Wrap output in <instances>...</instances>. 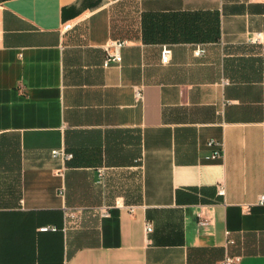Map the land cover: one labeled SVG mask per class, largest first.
I'll use <instances>...</instances> for the list:
<instances>
[{"label":"crops","instance_id":"obj_1","mask_svg":"<svg viewBox=\"0 0 264 264\" xmlns=\"http://www.w3.org/2000/svg\"><path fill=\"white\" fill-rule=\"evenodd\" d=\"M261 195L264 0L0 2V264H264Z\"/></svg>","mask_w":264,"mask_h":264},{"label":"built area","instance_id":"obj_2","mask_svg":"<svg viewBox=\"0 0 264 264\" xmlns=\"http://www.w3.org/2000/svg\"><path fill=\"white\" fill-rule=\"evenodd\" d=\"M72 27V24L68 23L64 26L65 30H68ZM126 45V41H110L108 44H106V51H107V59L104 63V66L106 68L112 66L113 64H119L122 61V56H121V48ZM195 55L198 57L203 56L206 53V50L204 48L198 47L195 50ZM172 55V50L168 48L167 46L164 47L162 51V62L163 63H168L170 61ZM136 98L139 100L142 98V92L140 89L136 90ZM208 145L210 147H213L214 145H218L219 149L215 150L214 153L212 154V159H219L223 157L224 151H223V146L221 143L215 142V140H210L208 142ZM53 157H59L62 160H70L72 159L73 155L65 152L64 150H53L52 151ZM219 196H225V189L224 187H220L218 190ZM260 204H264V195L260 196L259 199ZM200 226H205L207 225V221L205 220H200L199 221ZM41 231H56L57 228L54 226H45L40 229ZM153 230V227L151 224L146 225V233H150ZM233 260H239V257L235 258H229L228 261H233Z\"/></svg>","mask_w":264,"mask_h":264},{"label":"water","instance_id":"obj_3","mask_svg":"<svg viewBox=\"0 0 264 264\" xmlns=\"http://www.w3.org/2000/svg\"><path fill=\"white\" fill-rule=\"evenodd\" d=\"M7 1V0H0V2Z\"/></svg>","mask_w":264,"mask_h":264}]
</instances>
